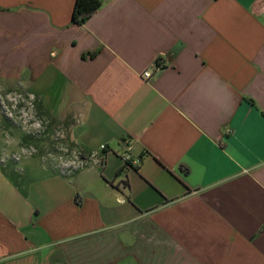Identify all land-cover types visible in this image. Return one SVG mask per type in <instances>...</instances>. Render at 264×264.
Returning a JSON list of instances; mask_svg holds the SVG:
<instances>
[{"label":"crops","instance_id":"obj_1","mask_svg":"<svg viewBox=\"0 0 264 264\" xmlns=\"http://www.w3.org/2000/svg\"><path fill=\"white\" fill-rule=\"evenodd\" d=\"M98 1L0 0V88L85 162L0 148V264H264V0Z\"/></svg>","mask_w":264,"mask_h":264},{"label":"rangeland","instance_id":"obj_2","mask_svg":"<svg viewBox=\"0 0 264 264\" xmlns=\"http://www.w3.org/2000/svg\"><path fill=\"white\" fill-rule=\"evenodd\" d=\"M37 107L36 99L23 90L0 88V148L7 149L13 142L23 140L24 145L15 148L10 154L13 156L12 160L20 164L28 157L45 156H40L41 152L37 151L36 142L42 141L48 146L41 149L51 154V158L55 160L53 165L57 163L63 167V163L66 162L70 167L83 161L79 151L66 143L64 130L41 117L36 111ZM34 149L36 151H33Z\"/></svg>","mask_w":264,"mask_h":264},{"label":"trees","instance_id":"obj_3","mask_svg":"<svg viewBox=\"0 0 264 264\" xmlns=\"http://www.w3.org/2000/svg\"><path fill=\"white\" fill-rule=\"evenodd\" d=\"M100 6L98 0H75L71 20L75 25L84 24Z\"/></svg>","mask_w":264,"mask_h":264},{"label":"built area","instance_id":"obj_4","mask_svg":"<svg viewBox=\"0 0 264 264\" xmlns=\"http://www.w3.org/2000/svg\"><path fill=\"white\" fill-rule=\"evenodd\" d=\"M150 76H151V71L150 70H146L142 74V77H143L144 80H147L148 78H150ZM126 148H127V150H129L130 149V146L126 145ZM105 149H106L105 146H101V148H100L101 151H105ZM122 159H123L124 166H127V167L130 166V165L134 166L135 164L138 163L136 161H132L131 158H130V156L128 154H123L122 155ZM84 163H85L84 161H80V162H77L75 164L70 165V167H73L75 165L76 166H80V165H83ZM63 167H69V166H68V164L66 162H64L63 163ZM119 187L120 188H125L124 183L121 182L119 184Z\"/></svg>","mask_w":264,"mask_h":264}]
</instances>
